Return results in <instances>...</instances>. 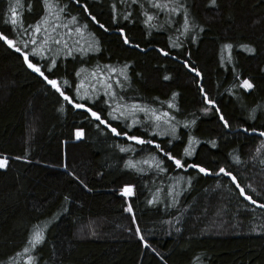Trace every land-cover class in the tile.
<instances>
[{
	"label": "trees",
	"instance_id": "1",
	"mask_svg": "<svg viewBox=\"0 0 264 264\" xmlns=\"http://www.w3.org/2000/svg\"><path fill=\"white\" fill-rule=\"evenodd\" d=\"M113 2L80 0L76 4L75 0H63L68 5L67 14L87 23L85 40L93 44L98 41V50L81 54L70 40L72 55L64 50L52 56L46 49L43 58L30 52L29 59L42 70L47 67L51 74H45L58 79L74 100L92 106V99L82 101L75 95L74 89L80 88L83 80L82 91L97 93L98 107L94 110L104 109L102 119L121 132L155 139L165 151L160 152L155 144L140 145L117 136L105 124L97 128L99 121L90 115L86 118L84 110L72 106L28 67L22 52L0 39V157L9 158L7 167L0 168V264H26L29 254L37 256L36 264H264V208L260 207L264 204V150L251 159L264 139L260 136L264 131V0H218L217 5L210 0H188L192 22L204 29L197 39L177 31L182 23L179 16L173 17L176 23H165L164 12L153 21L157 27L149 28L143 23L141 6L132 4L128 10L133 19L119 20L130 44L118 34L117 22L112 19ZM141 3L150 12L156 11L144 0ZM10 4L15 0H0V31L22 47L16 33L23 29L10 23ZM83 4L107 31L91 20ZM126 7L117 3L121 15ZM17 11L24 27L34 25L44 14L43 0H20ZM62 22L74 27L70 19ZM31 31L29 28V35ZM42 38L40 33L37 44L25 51L39 47ZM174 43L182 47L173 48ZM227 43L233 44L231 56L224 47ZM81 45L87 48V44ZM241 45L255 47L256 52L250 53ZM53 59L55 65L51 64ZM184 59L202 75L191 72ZM124 64L129 65L130 77L128 81L120 77L125 87L121 89L112 81L118 97L171 111L181 122L176 139L154 135L143 112H136L143 123L134 127L107 115L112 105L101 101L109 100V96L97 91L100 84L91 87L96 83L91 70L98 65L97 72H107L105 65ZM77 72L81 74L77 76ZM166 76L170 79H164ZM243 79H250L255 87L244 89ZM200 84L209 98L216 100L219 112L202 111L212 106L206 105ZM173 93L179 94L175 97L179 111L168 109L164 103ZM254 108L256 119L252 120ZM220 113L230 126L219 119ZM193 119L194 125L184 127V121ZM127 123H131L130 118ZM80 127L85 135L77 139L76 129ZM245 127L258 131L245 132ZM190 136L199 143L194 145V155L185 156L183 150ZM121 146L130 150L121 152ZM168 151L186 164L199 163L211 169V174L176 168L165 155ZM150 153L164 160L162 167H167V172L145 164L138 165L145 169L143 172L125 167L129 159L140 161ZM236 155L240 163L234 160ZM221 166L231 171L236 181L224 173L215 175ZM237 183L258 201L256 205L244 198ZM125 185L134 186V196L123 195ZM153 196L158 197L157 204L148 203ZM129 204L135 219L127 210ZM93 223H97L91 226L95 234L85 235L82 229ZM137 224L141 233L135 231ZM215 225L222 226L221 230ZM37 229L44 232L45 242L36 252L23 253ZM141 234L150 248L140 240Z\"/></svg>",
	"mask_w": 264,
	"mask_h": 264
},
{
	"label": "snow or ice",
	"instance_id": "2",
	"mask_svg": "<svg viewBox=\"0 0 264 264\" xmlns=\"http://www.w3.org/2000/svg\"><path fill=\"white\" fill-rule=\"evenodd\" d=\"M144 2L149 5L152 9H155V12H150L148 8L144 7V5L141 3V0H114V2L111 5V10L113 13L112 19L117 22V31L118 34H122L123 36V42L125 44H130L131 41L129 40V37L125 34V27L122 25H119V20H132L133 19V13L132 11L128 10L132 4H138L141 6L143 10V23L147 25L149 28H156L157 24L153 23L154 20L159 19V13L164 12L167 14V18L165 20V23L174 24L176 21L174 20V16H179L181 18V26L177 29L186 38L191 39H197L198 33L204 31L203 27L194 24L192 21L194 20V17L191 16L189 8L190 5L188 4V0H144ZM218 0H210V3L212 5H217ZM76 4H80V0H75ZM117 3L122 5H128L123 11V14L121 15L120 9L117 8ZM18 6H20V0H15V4H10L9 11H10V23L12 25L18 26V28L23 29L22 32L18 31L16 35L19 37V43L22 44V47L17 46V40L9 38L8 35H6L4 32L0 31V39L5 41L7 45H9L12 48H15L17 52L23 53V59L27 63L28 67L32 69L34 72L38 73L45 81L48 82V84L52 85L56 91L66 100L68 101L72 106H74L78 110H84L86 113V118L90 115V117L95 118L96 121H99V123L96 124V127L99 128L100 124L107 125V128L111 130L112 133H114L117 136L123 135L128 138V140L136 141L140 145H156V148L160 150V152H164V148L160 147V144L157 143L155 139H145L144 136L141 135H129L127 131H119L117 127H114L111 123L108 122L106 119H102L101 112L104 111V109L100 110H94V108H97L98 105L95 102V97L97 95L96 92L89 93L88 91H82L84 81L81 80V87L75 88V95L80 97V100H85L86 98L92 99L93 104L92 106H89L88 103H82L77 102L73 99L72 95H69L68 92H66L62 87L58 79L56 78H49V75L45 74V71L50 70L45 68V70H42L38 63H34L32 59H29L30 52L33 54V56H40L43 58L45 55V50H50L51 44L56 45H63V48L60 49V52H64L66 49L67 55H72L74 52L73 47L70 46L69 41H72V44L76 45L75 51H79L81 54H86L87 51L92 50H98L99 44L98 41L93 43H88L85 40V31L88 28L87 23H82L77 16H70L67 14V8L68 5L63 3V0H43V9L44 14L41 16L40 20L36 21L34 25H29L28 27H24L22 18L20 17V13L17 11ZM83 9L85 11L88 10V5L83 4ZM28 8L31 9V4L28 5ZM88 16L91 18L92 21H95L102 29L106 30L105 26L100 23L99 20H97V17L92 14V12L87 11ZM71 21V24L74 25V27H69L68 23H63L62 21ZM50 21H53V23H50ZM160 27H163V25H160ZM29 28L32 29L31 34L29 35ZM64 28L67 29L66 32H57V29ZM75 33L76 36L73 37L72 33ZM197 33V35H193V33ZM40 33H43V38L41 39V43L39 47H33L30 49V51H25V49H29L30 45H36L37 39ZM55 34V35H53ZM89 35H93L89 33ZM27 36L28 39L25 40L24 37ZM171 40V37L169 38ZM84 41L85 44H87V48L81 45V41ZM246 50L250 53H255L256 48L252 46H244ZM135 47L139 48L140 45L136 44ZM173 48H180L182 47V44L180 43H174L172 45ZM225 48L229 50V56H231V50L233 48L232 43H227L224 45ZM161 53H164V55H169L168 52L165 51L164 48H160L159 50ZM187 55L190 56L191 52H187ZM51 64L55 65L56 61L55 59L51 60ZM183 64L190 68L191 72L197 73V76H201L202 74L199 73L198 69L191 64H189L187 59L183 60ZM105 69H107V72L105 71H99L97 72V69L99 66L97 65L96 68L91 70V75L93 79L96 81V83L92 84V88H96L97 84L101 85V88L97 89V91H103L104 95L109 96V100L107 101H101V103L112 105V108L110 111L107 112V115L111 116L113 120H121L123 119L127 125V127H134L137 124H141V122L136 115V112H143L145 113V116L147 117V120L150 121L149 127L153 128L154 135H160V136H167L170 135L173 137V139L177 138V129L178 125L181 123L180 121L176 120V116L172 114L171 111L166 109H157L155 107L149 106V105H143L140 104L137 101H131V102H124L123 97H118V93L116 89L113 87L112 81H114L116 84H119L121 89L125 87V84L121 82L120 77H123L124 81H128L130 79L128 75V64H124L122 67H114L112 65H105ZM83 71V69H81ZM81 72H77L76 75L79 76ZM113 74H116L115 76ZM164 79H170L169 76L164 77ZM65 85H67L69 82L65 79L63 81ZM200 90L203 93L204 99L206 101V105H210L212 107L205 106L202 111L204 113L211 112L215 109L216 112H219V106L216 104V100L214 98H209V94L207 91H204L203 84L199 85ZM242 87L244 89H253L255 85L250 79H243L242 80ZM69 91H72V89H69ZM178 93L172 94V99H169L168 101H165L164 103L167 104L168 109H176L179 111L177 104L175 103V97L178 96ZM260 107V106H257ZM130 110V111H129ZM113 113H118V115H113ZM131 119V123L128 124V119ZM219 119L223 122L225 126H230L229 121L224 117L223 113H220ZM250 119L255 120L256 119V109H252L250 113ZM184 127H189L190 125L195 124V120H188L184 121ZM245 132L251 131L253 133L257 132L258 130L256 128H244ZM85 135L84 128L80 127L76 129V138H82ZM260 136L264 137V131L260 132ZM168 144H171L172 141L169 140L167 142ZM199 140L194 137L190 136L188 139V145L184 148L183 153L185 156H192L194 155V145L198 144ZM212 146L215 147L216 144L214 141H211ZM130 149L129 147L121 146L120 151L121 152H128ZM262 150H264V139L260 140L259 146L256 149V156L251 157V159L255 160L257 156L261 155ZM165 155L174 162V165L176 168H185L190 167L193 169H198L200 173H203L205 175L211 174L212 170L201 166L199 163H193V164H186L182 159H178L176 156L172 155V151H168L165 153ZM26 159V157H24ZM236 163L241 162V158L236 155L233 157ZM8 157L3 156L0 157V168H6L8 165ZM17 159H21L20 157H17ZM264 162V161H262ZM145 164L149 165L150 168L155 167L157 171L159 172H167V167H162L164 165V160L160 159L158 156H156L153 153H150L148 158H144L140 161H135L133 159H129L125 165L127 168L135 169L137 171L143 172L145 171L144 168L139 167L138 165ZM65 167H67L65 165ZM220 173H224L227 176L231 177L233 181L236 180V176L233 175L231 171H228L225 167L221 166L218 169V172L215 173V175H219ZM73 175H75L73 173ZM79 179V177H77ZM188 182L191 184V177H188ZM83 184V181H81ZM239 188V191L241 194L247 197V200L251 201L253 205H256L258 203L257 200L253 199V196L248 195L247 192H245L244 188L239 187V184L236 185ZM84 187H88L86 184ZM248 187L251 188V185H248ZM173 190H175V186H173ZM124 196H134V186L133 185H125L121 189ZM159 191V190H158ZM255 191V189H253ZM68 197H65L67 199ZM158 197L153 196L151 200L148 201L149 204H157ZM175 203H178V201H175ZM261 208H264V204L260 205ZM127 210L130 213H133L132 205L129 204ZM133 219H135V214L133 213ZM132 229H129L131 231ZM135 231L137 233H141V229L139 225H136ZM179 231V229H177ZM93 235L95 232L92 233ZM45 234L42 230H34L31 233L30 238L27 241V246L23 248V253H34L36 252L38 246L42 245L45 242ZM140 240L143 241L145 247H151V244L148 242V240L145 239L144 235H140ZM152 251H155L153 248ZM37 256L29 254L26 256V264H36ZM13 264H15V261H13Z\"/></svg>",
	"mask_w": 264,
	"mask_h": 264
},
{
	"label": "rangeland",
	"instance_id": "3",
	"mask_svg": "<svg viewBox=\"0 0 264 264\" xmlns=\"http://www.w3.org/2000/svg\"><path fill=\"white\" fill-rule=\"evenodd\" d=\"M88 42V41H87ZM81 43H83L84 45H86L85 43H84V41L82 40L81 41ZM89 43V42H88ZM61 48H63V45L61 46V47H59V45H56V44H51L50 45V50H48L49 52H50V54L52 55V56H56L58 53L60 54V53H62V52H60V49ZM66 50V49H65ZM84 90V89H83ZM97 224V223H96ZM96 224L95 223H93L92 225H90V227L88 226V227H84L83 229H82V231H83V233H85V235L87 234L88 235V233H92V231H94L92 228H91V226H96ZM216 227H217V229H219V230H221V227L222 226H220V225H215ZM80 234V233H79Z\"/></svg>",
	"mask_w": 264,
	"mask_h": 264
},
{
	"label": "water",
	"instance_id": "4",
	"mask_svg": "<svg viewBox=\"0 0 264 264\" xmlns=\"http://www.w3.org/2000/svg\"><path fill=\"white\" fill-rule=\"evenodd\" d=\"M235 181H236V180H235ZM242 195H243V194H242ZM243 196H244V195H243ZM244 198H245V199H247V197H246V196H244Z\"/></svg>",
	"mask_w": 264,
	"mask_h": 264
}]
</instances>
